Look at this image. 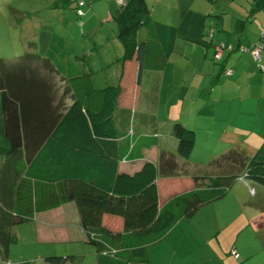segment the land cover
Instances as JSON below:
<instances>
[{"label":"trees","instance_id":"16d2710c","mask_svg":"<svg viewBox=\"0 0 264 264\" xmlns=\"http://www.w3.org/2000/svg\"><path fill=\"white\" fill-rule=\"evenodd\" d=\"M83 3L55 0L49 8L74 6L81 10ZM263 5L264 0L253 3ZM8 8L15 15L25 47L15 65L0 58V255L4 264L9 245L17 241V224L67 202L75 204L86 240L97 249L125 260L144 261L146 256L141 251L146 246L164 238L179 220L190 217L202 204L220 198L239 177L264 187L263 139L252 152L233 145L211 161V166L229 163V172H199L192 176L194 187L159 203L157 176L174 174L175 155L189 159L195 140L193 130L174 122L171 132L177 139L175 152L161 151L157 160H143L132 172L119 169L121 161L141 157L142 148L155 144L157 137H136L118 127L114 111L119 84L95 86L90 71L78 59L66 61V66L71 63L72 68L80 70L64 75L71 102L57 115L51 114L47 99L51 90L42 88L40 79L34 77L22 83L21 71L17 74L15 69L22 62L40 61L51 71L63 72L56 59L64 49V33L52 30L49 48L42 56L36 40L27 37V32L35 33V27L27 21L36 19L37 12L30 14L11 5ZM109 18L116 25L115 35L122 47L118 61L135 60L137 77L142 70L164 66L166 59L145 0H126ZM104 215L120 218L121 227H108ZM261 227L258 240L264 248ZM71 257L51 255L44 259L61 264Z\"/></svg>","mask_w":264,"mask_h":264},{"label":"crops","instance_id":"0c3cea01","mask_svg":"<svg viewBox=\"0 0 264 264\" xmlns=\"http://www.w3.org/2000/svg\"><path fill=\"white\" fill-rule=\"evenodd\" d=\"M9 1L2 0V3L8 7L11 5ZM21 1L30 0H12L11 6L25 11L32 9L23 6ZM32 1L42 3L38 8L45 4L47 6L44 8H49L55 0ZM105 1L104 20L126 0ZM145 1L151 10L152 26L166 59L164 66L161 69L142 70L137 77L135 60H117L122 55L118 41L111 43L110 48L103 45L99 64L88 63L85 68L90 71L93 81L92 65H95L96 71L106 72L99 83L119 84L120 92L114 111L118 127L127 129L136 137H157L155 144L142 148L141 157L121 161L119 169L132 172L140 167L143 160H157L161 151L175 152L177 139L171 132V122H180L193 130L195 140L189 159L175 155L177 167L174 174L157 176L158 199L159 203H163L172 194L194 187L192 176L199 172H229V163L211 166V161L233 145L238 144L252 152L264 139V5L253 6L255 0ZM114 31L111 35L116 37ZM219 42L225 48L220 59H215L214 47ZM257 43L261 44L258 61L250 51L240 50L241 46ZM70 65L68 63L63 72L54 70L65 84L64 75L70 76L80 71ZM225 67H230L232 74L224 75L222 69ZM68 96L71 99L69 89ZM238 179L235 182L241 185L237 186H243L240 194L246 196L247 190ZM225 193L207 202L215 207V218L207 223L208 229L198 225L187 227L193 236L189 244L182 243L187 236L181 238L177 233L182 219L173 226L163 238L170 252L159 264H251L249 246L255 252L260 250L258 233L261 225L256 226V219L240 217L235 218L233 223V219L227 218L228 213L227 216L218 214L216 203L225 199ZM64 204L41 211L51 212L50 217L47 216L51 229H48L50 233L45 229L40 232L38 227L39 236L52 234L50 239L54 236L57 239L68 235L67 229L63 232L60 229L67 219V211L60 209ZM219 216H224L223 220ZM103 222L112 229L121 227V219L115 216L104 215ZM247 225L252 233L243 229ZM141 252L146 256L144 261H147L150 255L147 246ZM233 253L237 254V258Z\"/></svg>","mask_w":264,"mask_h":264},{"label":"rangeland","instance_id":"374dc122","mask_svg":"<svg viewBox=\"0 0 264 264\" xmlns=\"http://www.w3.org/2000/svg\"><path fill=\"white\" fill-rule=\"evenodd\" d=\"M12 3V0L9 1ZM83 5L76 10L74 6L68 7H57L44 8L47 4L43 5L42 8H38L42 3H36L35 1H21L23 6H29L32 9H27L30 14L35 13L38 17L32 21H27L29 26H34V34L27 32V37H33L37 42V49L40 55L45 56L48 50L49 40L51 37L52 30L59 29L64 33V49L62 55H59L56 62L60 68L65 69L66 61L72 59H78L79 62L84 63L87 67L88 63L99 64V58L103 54L104 46L110 48L111 43H119L118 39L114 37L113 29L116 25L110 18H105V0H83ZM102 4V5H99ZM99 5V6H98ZM14 6V5H13ZM95 7L97 10L95 11ZM88 8V9H87ZM20 9V8H18ZM25 11L24 9H20ZM88 12H86V11ZM114 10V9H113ZM18 14L16 15V17ZM99 17V19L97 18ZM32 18V17H30ZM15 15L11 14V11L5 4L0 0V58L9 61L10 65H15L16 60L22 59L24 52V37L20 36V27L15 22ZM29 19V18H28ZM10 21V24H8ZM9 25V26H8ZM112 25V26H111ZM115 25V26H114ZM112 27V31L110 28ZM55 29V30H56ZM103 39H102V38ZM101 38V39H100ZM62 63V65L60 64ZM95 65H92L94 84L95 86H103L106 83H101L104 71H96ZM51 67H46L40 61L22 62V66L15 69L21 71L22 83L28 77H34L37 81L40 79L42 82V88L45 87L47 90H51V95L48 96L49 106L51 114L57 115L58 110L63 109V106L68 104L71 99L68 96V87L60 77L51 71ZM30 82V81H29ZM38 86V84H36ZM41 86V85H40ZM40 86L38 88H40ZM42 102V101H41ZM44 103V101L42 102ZM174 122L170 123V128L173 127ZM240 178V177H239ZM245 186L247 195L240 194L241 187L237 186L241 184L233 183L228 191L225 193V199L216 203V211L220 215L228 213L229 220L235 222V218L238 217L251 220L256 219V226L261 227L264 230V187L256 182L238 179ZM253 188L254 194L249 191ZM223 196V197H224ZM223 197L221 199H223ZM253 202V203H252ZM255 202L257 204H255ZM209 203L202 204L196 210L197 212L190 217H183L180 224L177 226V233L181 238L186 239L182 243H190V238L193 237L189 234L188 226L205 227L208 229L207 223L215 218L214 206H209ZM62 210L67 211V219L65 224L60 225L62 232L65 229L68 230V235L64 237L60 236L57 239L50 235L42 237L39 236L40 232L44 229L48 231L51 229L50 221L47 218L50 217L51 212H40L35 215L34 219L26 222H21L14 227L17 235V241L11 243L7 250L6 262L12 264L19 261H25L27 264H52L44 259V256L60 255L65 256L72 254L71 259L68 258L64 263L61 264H159L166 259V253L170 250L165 247V241H157L147 246L150 255L147 261L143 260H132L128 261L119 256L108 254L103 252L97 247L86 240L85 234L81 228L79 222V216L73 202H67L64 204ZM49 216V217H47ZM193 217V218H192ZM224 216H219L220 220H223ZM261 218H263L261 220ZM62 220V219H61ZM59 220V222H61ZM204 221L203 225H199V222ZM52 224V223H51ZM60 224V223H55ZM59 226V225H58ZM241 226V225H240ZM248 226V225H247ZM40 228L38 234L37 228ZM47 227V229H46ZM240 228V227H239ZM249 230L248 227L243 229ZM244 229V230H245ZM261 229V230H262ZM234 230V229H233ZM242 230V229H241ZM48 233H50L48 231ZM240 233H243L242 231ZM250 233H252L250 231ZM262 232L261 234H263ZM64 236V235H63ZM230 237V235H229ZM260 245V243H259ZM252 246H249V257L251 264H264V248L255 252ZM0 264H4L0 255Z\"/></svg>","mask_w":264,"mask_h":264},{"label":"built area","instance_id":"2783aa9c","mask_svg":"<svg viewBox=\"0 0 264 264\" xmlns=\"http://www.w3.org/2000/svg\"><path fill=\"white\" fill-rule=\"evenodd\" d=\"M262 35H264V32L262 33ZM261 46V44L259 43H257L256 45H253V46H241L240 47V50L242 51V52H244V51H250L251 53H252V55H253V57L258 61L259 60V53H260V47ZM228 48H229V45L227 46ZM225 47H224V44L222 43V42H219L217 45H215V51H214V58L215 59H220V57H221V52H222V50L224 49ZM223 74L224 75H230V74H232V69L231 68H225L224 70H223ZM251 192H252V189H251Z\"/></svg>","mask_w":264,"mask_h":264}]
</instances>
